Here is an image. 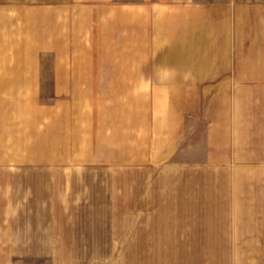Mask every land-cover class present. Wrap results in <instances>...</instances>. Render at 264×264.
<instances>
[{
	"label": "crops",
	"instance_id": "1",
	"mask_svg": "<svg viewBox=\"0 0 264 264\" xmlns=\"http://www.w3.org/2000/svg\"><path fill=\"white\" fill-rule=\"evenodd\" d=\"M102 251L264 264V0H0V264Z\"/></svg>",
	"mask_w": 264,
	"mask_h": 264
},
{
	"label": "rangeland",
	"instance_id": "2",
	"mask_svg": "<svg viewBox=\"0 0 264 264\" xmlns=\"http://www.w3.org/2000/svg\"><path fill=\"white\" fill-rule=\"evenodd\" d=\"M76 257V262L78 261L79 264H87L84 258L95 259L98 258L99 260L102 259L104 261L108 259H113L114 261L118 262V264H126V259L128 256V252L126 251H117V252H110V251H102V252H74ZM189 253V255H188ZM151 259L152 263L156 261V252H151ZM168 255V264H174L176 258L178 264H206L205 259V252L198 251V252H178L177 256L174 255V252H167ZM154 258V259H153ZM188 258V259H187Z\"/></svg>",
	"mask_w": 264,
	"mask_h": 264
}]
</instances>
